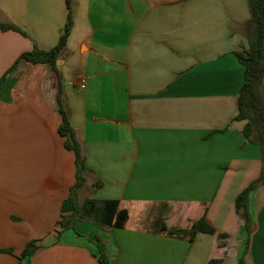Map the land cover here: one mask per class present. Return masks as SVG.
<instances>
[{
    "label": "crops",
    "instance_id": "crops-1",
    "mask_svg": "<svg viewBox=\"0 0 264 264\" xmlns=\"http://www.w3.org/2000/svg\"><path fill=\"white\" fill-rule=\"evenodd\" d=\"M250 15L248 0H72L58 69L88 167L77 197L117 200L128 219L61 227L76 163L59 133L58 76L21 60L0 90V264H101L100 253L108 264H264V182L249 195L251 232L236 209L264 163L235 119ZM66 19L65 0H0V22L20 29L0 28V79L34 44L54 47ZM205 209L215 233L168 234Z\"/></svg>",
    "mask_w": 264,
    "mask_h": 264
},
{
    "label": "trees",
    "instance_id": "trees-1",
    "mask_svg": "<svg viewBox=\"0 0 264 264\" xmlns=\"http://www.w3.org/2000/svg\"><path fill=\"white\" fill-rule=\"evenodd\" d=\"M248 1L251 15L249 20L244 24V33L248 40V47L235 52L240 64L244 67V82L238 91V114L235 119L246 121L243 134L264 150V98L260 92V84L264 76V0ZM65 5L67 19L57 44L49 50L42 49L37 44H34L31 51L21 54L11 69L0 79V90L8 73L15 69L21 60H26L33 64L44 63L51 66L52 70L57 74L56 76H58L57 102L61 115L59 133L66 137L65 146L74 152L76 163V183L70 189V193L63 201L61 207L63 213H71L62 214L59 224L63 229H67L76 221L92 220L104 226L123 227L128 219V213L126 210H118L117 200L86 198L80 203L77 197V191L86 182L88 167L86 165L84 150L75 130L70 125L61 96L62 77L58 69V60L66 47L67 39L73 27L72 0H65ZM0 28L3 30H20L12 23L0 22ZM262 182H264V163L260 177L240 192L236 198L237 212L244 218L245 227L248 232H251L252 225L249 213V195ZM95 185V187H99L101 184ZM189 223L187 227L170 229L168 234L185 236L192 239L199 232H216L215 227L206 218V209L199 219L190 220ZM38 247L35 240L28 242L22 252V256H31ZM98 259L101 264H108V259L104 253H100Z\"/></svg>",
    "mask_w": 264,
    "mask_h": 264
},
{
    "label": "built area",
    "instance_id": "built-area-1",
    "mask_svg": "<svg viewBox=\"0 0 264 264\" xmlns=\"http://www.w3.org/2000/svg\"><path fill=\"white\" fill-rule=\"evenodd\" d=\"M78 86H80V87H84L85 86V84H86V78L85 77H83L82 75H79L78 76Z\"/></svg>",
    "mask_w": 264,
    "mask_h": 264
},
{
    "label": "water",
    "instance_id": "water-1",
    "mask_svg": "<svg viewBox=\"0 0 264 264\" xmlns=\"http://www.w3.org/2000/svg\"><path fill=\"white\" fill-rule=\"evenodd\" d=\"M60 63V60H58V64Z\"/></svg>",
    "mask_w": 264,
    "mask_h": 264
}]
</instances>
